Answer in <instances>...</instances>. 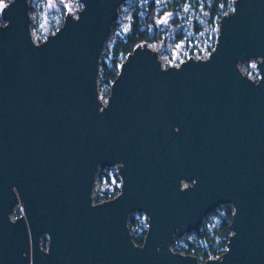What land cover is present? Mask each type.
<instances>
[{
	"label": "water",
	"instance_id": "1",
	"mask_svg": "<svg viewBox=\"0 0 264 264\" xmlns=\"http://www.w3.org/2000/svg\"><path fill=\"white\" fill-rule=\"evenodd\" d=\"M77 1L41 42L28 0L0 9V264H264V0H233L207 58L163 68L137 45L105 104L99 56L126 0ZM251 59L255 81L239 67ZM112 166L119 193L94 203L95 175ZM222 204L233 214L220 257L170 247Z\"/></svg>",
	"mask_w": 264,
	"mask_h": 264
},
{
	"label": "rangeland",
	"instance_id": "2",
	"mask_svg": "<svg viewBox=\"0 0 264 264\" xmlns=\"http://www.w3.org/2000/svg\"><path fill=\"white\" fill-rule=\"evenodd\" d=\"M151 2H153L154 9V23H148L145 26L148 37L146 43L149 48L157 51L163 68L192 55L207 58L208 53L212 51L218 32L216 18L213 21L210 20L214 0H126L118 8L114 27L105 40L99 56L97 89L100 97L108 95L106 85L100 81L101 62L109 61L114 43L130 31L134 15L143 21ZM28 3L30 33L36 42H39L40 39L43 41L47 33H54L60 27L66 13L76 16L77 11L81 8V3L77 0H28ZM219 7H223L222 3L219 4ZM168 10L175 12L174 19L162 26L157 23V20ZM155 26L163 29L158 31ZM257 60L251 59L239 64V67L254 81L259 77L256 69ZM105 172L108 175V180L99 181L95 175L92 191L94 197L97 192L110 194L120 186V180L118 181L116 178L117 167H108ZM225 205H218L205 215L196 230L176 236L170 247L184 249L188 242H196L198 231H212L216 228L223 215ZM18 210L21 211V205L15 208L12 219L18 217L16 216ZM131 216L138 222L136 226L129 228L132 236L143 229V219H146V216L140 211L132 212L129 217Z\"/></svg>",
	"mask_w": 264,
	"mask_h": 264
},
{
	"label": "trees",
	"instance_id": "3",
	"mask_svg": "<svg viewBox=\"0 0 264 264\" xmlns=\"http://www.w3.org/2000/svg\"><path fill=\"white\" fill-rule=\"evenodd\" d=\"M233 0H214L212 10L210 12V20L213 21L215 18L217 25L219 24L220 18L231 11ZM222 3L223 7H219V4ZM230 7V9H229ZM153 2L150 3L149 10L147 12L146 17L143 21H140L136 15H134L133 22L130 28V31L125 34L123 38L116 40L114 43L110 59L108 62H101V70H100V81L106 85L107 88L110 87L111 83L115 79L118 74L119 67L121 63L124 61L125 57L139 44L142 42H146L148 37L146 35V24L154 23L153 19ZM1 24V21H0ZM62 23L60 24V26ZM114 27V23L112 28ZM158 31L162 30L158 26H155ZM50 33H47L49 35ZM45 36V37H46ZM159 36V34H156ZM157 38V37H155ZM42 39L39 40L41 42ZM108 92V91H107ZM106 168H99L97 171V178L99 181L108 180V175L105 172ZM116 176V174H115ZM117 180L119 178L116 176ZM120 188L117 187L114 192L107 194L106 192H97L96 197L94 198V203H100L104 200L113 198L119 193ZM21 211L18 210L16 216H19ZM233 214V208L231 205L226 204L224 207L223 215L219 221V224L212 231H198L196 242H188L187 247L184 249H175V252L182 253L184 255H192L195 256L198 261L204 262L208 259H214L220 257L226 248V244L228 241V237L231 232L229 230V224L231 222ZM137 219L134 217H129L128 219V227L131 228L137 225ZM146 228L145 225L142 230H140L136 235H132V240L136 245H141L143 241V237L145 235ZM42 248L46 249L47 242L46 238L42 239Z\"/></svg>",
	"mask_w": 264,
	"mask_h": 264
},
{
	"label": "built area",
	"instance_id": "4",
	"mask_svg": "<svg viewBox=\"0 0 264 264\" xmlns=\"http://www.w3.org/2000/svg\"><path fill=\"white\" fill-rule=\"evenodd\" d=\"M214 47V46H213ZM210 53V52H209ZM209 53H208V55H209ZM107 91H109V88H107ZM106 98H107V96L106 97H101L100 98V101L103 103V104H105L106 103ZM119 178V177H118ZM183 185H188L189 183H186V182H183L182 183ZM120 187V186H119ZM11 218H12V216H11ZM143 221H144V225H145V228H147V219H143Z\"/></svg>",
	"mask_w": 264,
	"mask_h": 264
},
{
	"label": "snow or ice",
	"instance_id": "5",
	"mask_svg": "<svg viewBox=\"0 0 264 264\" xmlns=\"http://www.w3.org/2000/svg\"><path fill=\"white\" fill-rule=\"evenodd\" d=\"M4 6H6V5H4L3 0H0V9H2V7H4Z\"/></svg>",
	"mask_w": 264,
	"mask_h": 264
}]
</instances>
